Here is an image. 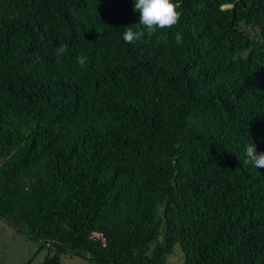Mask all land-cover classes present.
<instances>
[{
    "label": "trees",
    "instance_id": "16d2710c",
    "mask_svg": "<svg viewBox=\"0 0 264 264\" xmlns=\"http://www.w3.org/2000/svg\"><path fill=\"white\" fill-rule=\"evenodd\" d=\"M174 2L126 43L134 0H0V219L40 264H264V0Z\"/></svg>",
    "mask_w": 264,
    "mask_h": 264
},
{
    "label": "clouds",
    "instance_id": "9594fccd",
    "mask_svg": "<svg viewBox=\"0 0 264 264\" xmlns=\"http://www.w3.org/2000/svg\"><path fill=\"white\" fill-rule=\"evenodd\" d=\"M179 4L174 0H134L133 11L139 13V25L142 30L134 31L132 27L125 26L122 38L126 43H133L142 37H152L158 30L171 29L180 23L181 12L178 11ZM175 41L181 44L183 41L180 32L175 33ZM68 51L67 43H61L56 49L54 55L59 58ZM39 56L35 61H39ZM87 57L83 54L77 57L78 63L83 67ZM245 163L256 168H264V152H257L256 145L252 142L245 148Z\"/></svg>",
    "mask_w": 264,
    "mask_h": 264
},
{
    "label": "rangeland",
    "instance_id": "374dc122",
    "mask_svg": "<svg viewBox=\"0 0 264 264\" xmlns=\"http://www.w3.org/2000/svg\"><path fill=\"white\" fill-rule=\"evenodd\" d=\"M45 248H37V243L29 239L24 231H17L3 219H0V264H40ZM168 261L178 262L180 253L175 248L167 256ZM58 264H88L79 254L60 256Z\"/></svg>",
    "mask_w": 264,
    "mask_h": 264
}]
</instances>
